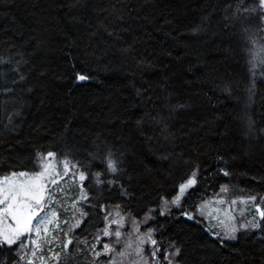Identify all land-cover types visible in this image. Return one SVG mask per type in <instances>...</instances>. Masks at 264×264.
I'll use <instances>...</instances> for the list:
<instances>
[{
  "label": "trees",
  "instance_id": "16d2710c",
  "mask_svg": "<svg viewBox=\"0 0 264 264\" xmlns=\"http://www.w3.org/2000/svg\"><path fill=\"white\" fill-rule=\"evenodd\" d=\"M259 38L260 0H0V176L37 171L43 153L75 165L87 198L74 243L118 207L153 211L145 228L180 264H264V225L227 241L189 217L224 185L264 195ZM74 243L54 264L92 261ZM22 249L0 245V264Z\"/></svg>",
  "mask_w": 264,
  "mask_h": 264
},
{
  "label": "rangeland",
  "instance_id": "374dc122",
  "mask_svg": "<svg viewBox=\"0 0 264 264\" xmlns=\"http://www.w3.org/2000/svg\"><path fill=\"white\" fill-rule=\"evenodd\" d=\"M253 60L255 74L258 77L264 76V43L260 38ZM41 172L44 175L38 181L29 179ZM19 173L27 175L21 177ZM80 176L81 173L75 165L60 159L54 153L39 155L37 171L0 176V189L6 187L5 177H13L12 184L15 185L25 182L36 183L44 189L42 209L32 218L30 230L24 232L13 244L5 243L3 237L6 232L14 237L12 229L18 225L10 215L5 216L0 212V245H17L20 249L22 247L20 261H25L23 264H33L32 260L40 262L39 264H54L56 261L67 263L73 256L70 253V246L74 243L75 231L80 227L83 218V210L79 203L87 198L83 187L85 177L81 180ZM197 177L198 172L195 171L191 178L181 185L175 197L164 198L160 207L161 214L169 215L174 209L182 207L189 190L197 184ZM190 180L195 182L181 191ZM177 199L178 203L174 202ZM3 207L4 205H0V209ZM262 212L264 195L232 194L230 188L224 185L218 194L202 201L197 211L190 213L189 217L204 222L224 240L234 241L240 231L259 229L264 225ZM40 218H43V222L37 225ZM153 219V211L139 221L118 207H109L106 210L104 229L91 240L87 241L82 237L80 242H75L74 245L81 250L87 248V256L92 260L89 264H180L177 260L179 250L172 246L162 254L155 230L145 228ZM53 225L56 226L57 233L50 235V228ZM116 232L120 233L118 237Z\"/></svg>",
  "mask_w": 264,
  "mask_h": 264
},
{
  "label": "snow or ice",
  "instance_id": "6c2138e0",
  "mask_svg": "<svg viewBox=\"0 0 264 264\" xmlns=\"http://www.w3.org/2000/svg\"><path fill=\"white\" fill-rule=\"evenodd\" d=\"M260 5L264 6V0H260ZM81 80L85 79V76L79 77ZM51 155V154H49ZM109 167L115 171L114 164L109 161ZM26 173H19V176H26ZM44 173H38L33 177H29L30 180L38 181ZM80 179L83 180L84 176L81 174ZM13 177H5L4 184L6 187L0 189L2 192V196H0V205H4L0 212H3L5 216L10 215L17 223L18 227L12 229V232L15 234L14 237L9 236L7 232L4 234V242L8 244H13L16 242V239L24 233L29 231V224L32 218L36 215L37 211L41 210L43 205L41 201L43 200L42 192L43 186L33 183H21L19 185L12 184ZM54 182V181H53ZM195 181L190 180L187 185H184L181 191L184 188H187ZM11 185V186H8ZM178 203V199L174 201ZM264 216V212L261 213ZM43 222V218L37 220V225ZM108 233L106 232L105 235ZM118 237L120 235L119 232L115 233ZM234 238V237H233ZM69 243H71L69 241ZM155 243V241H153ZM107 249V246H105ZM111 251V249H107Z\"/></svg>",
  "mask_w": 264,
  "mask_h": 264
}]
</instances>
